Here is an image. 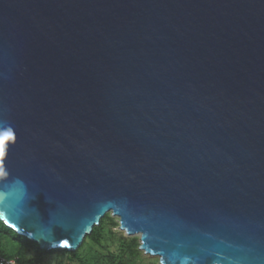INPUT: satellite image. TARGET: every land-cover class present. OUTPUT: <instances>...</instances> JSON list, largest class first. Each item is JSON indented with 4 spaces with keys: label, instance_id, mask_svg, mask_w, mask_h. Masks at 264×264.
Returning a JSON list of instances; mask_svg holds the SVG:
<instances>
[{
    "label": "water",
    "instance_id": "water-1",
    "mask_svg": "<svg viewBox=\"0 0 264 264\" xmlns=\"http://www.w3.org/2000/svg\"><path fill=\"white\" fill-rule=\"evenodd\" d=\"M110 213L264 264V0H0V221L76 252Z\"/></svg>",
    "mask_w": 264,
    "mask_h": 264
},
{
    "label": "rangeland",
    "instance_id": "rangeland-1",
    "mask_svg": "<svg viewBox=\"0 0 264 264\" xmlns=\"http://www.w3.org/2000/svg\"><path fill=\"white\" fill-rule=\"evenodd\" d=\"M116 219L118 227L112 229L107 224L99 225L95 227L100 230L101 236L98 242L93 243L90 240H84L85 245L81 251V255L85 264H161L159 257L150 256L145 253L144 250L138 248L139 255L137 257H131L128 254V243L124 242L123 239L131 241L132 239H137L139 245H141L140 235L130 236L127 232L120 227V219L113 216ZM0 229L6 233L4 241L15 243V239H18V234L9 229L3 222L0 221ZM20 236V235H19ZM87 238V237H86ZM85 238V239H86ZM127 243V244H126ZM37 245V244H35ZM2 248V247H1ZM40 248V247H39ZM13 249H15L13 247ZM18 249L12 251L7 249L6 252L13 253L17 252ZM42 250V249H41ZM19 251V250H18ZM45 252L44 250H42ZM59 250H54L52 252L57 253ZM28 257H33V253H29ZM43 264H82L78 260L70 261L67 256H57L49 255L45 257Z\"/></svg>",
    "mask_w": 264,
    "mask_h": 264
},
{
    "label": "trees",
    "instance_id": "trees-1",
    "mask_svg": "<svg viewBox=\"0 0 264 264\" xmlns=\"http://www.w3.org/2000/svg\"><path fill=\"white\" fill-rule=\"evenodd\" d=\"M107 224L112 229L118 227V223L116 222L115 218H112L110 214L106 215L105 218L101 221L100 226ZM6 233L0 229V253L7 257H19L23 262L28 264H43L45 261V257L49 255H57V256H67L70 261L72 260H78L82 264H85V261H83L81 251L84 248L85 241L81 248L76 252H69L67 250H59L57 253L55 252H43L38 245H35L34 242L28 240L27 238L23 236H17L18 239H15V243H8L4 241ZM101 236L100 230L94 228L92 234L88 236L85 240H90L93 243L98 242L99 238ZM124 242H127L128 245V254L131 257H137L139 255L138 248L140 247L139 242L137 239H132L131 241H128L127 239H123ZM2 247V248H1ZM13 247L15 249H13ZM17 250V252L8 253L6 250ZM29 253H33V257H28Z\"/></svg>",
    "mask_w": 264,
    "mask_h": 264
},
{
    "label": "built area",
    "instance_id": "built-area-1",
    "mask_svg": "<svg viewBox=\"0 0 264 264\" xmlns=\"http://www.w3.org/2000/svg\"><path fill=\"white\" fill-rule=\"evenodd\" d=\"M0 264H28L23 262L19 257H7L0 253Z\"/></svg>",
    "mask_w": 264,
    "mask_h": 264
},
{
    "label": "bare ground",
    "instance_id": "bare-ground-1",
    "mask_svg": "<svg viewBox=\"0 0 264 264\" xmlns=\"http://www.w3.org/2000/svg\"><path fill=\"white\" fill-rule=\"evenodd\" d=\"M141 237V236H140Z\"/></svg>",
    "mask_w": 264,
    "mask_h": 264
}]
</instances>
